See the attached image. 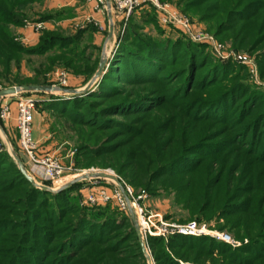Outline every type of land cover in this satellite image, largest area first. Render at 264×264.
Here are the masks:
<instances>
[{
  "label": "trees",
  "instance_id": "16d2710c",
  "mask_svg": "<svg viewBox=\"0 0 264 264\" xmlns=\"http://www.w3.org/2000/svg\"><path fill=\"white\" fill-rule=\"evenodd\" d=\"M41 1L0 0L2 70L23 55H39L75 73L88 71L93 24L72 35L43 29L30 47L14 40L11 27L23 25L25 10ZM206 2L201 18L215 20L219 40L262 48L257 61L264 78V0L192 4ZM67 13L49 11L39 20ZM142 15L155 20L145 10ZM130 16L96 89L45 107L65 115L89 162L114 167L147 192L172 189L206 218L220 213L232 226L247 216L245 224L258 222L264 212V88L246 83L244 66L211 58L204 44L145 35ZM74 191L73 185L55 193L38 188L1 151L0 264H148L129 216L111 205L80 209ZM145 246L154 264H254L264 259V231L237 248L208 235L178 234L148 236Z\"/></svg>",
  "mask_w": 264,
  "mask_h": 264
},
{
  "label": "rangeland",
  "instance_id": "374dc122",
  "mask_svg": "<svg viewBox=\"0 0 264 264\" xmlns=\"http://www.w3.org/2000/svg\"><path fill=\"white\" fill-rule=\"evenodd\" d=\"M43 1L44 0H42L41 2ZM162 1L168 2L171 5H173L179 12H181L183 15H185L190 19V21L194 24L197 30H201L204 33L212 35L215 38V40L224 44L227 50H234L249 54L253 58L257 66V73L255 75H251L248 72V69L245 65L232 61L231 63L244 66L246 73L245 76L246 83H248L254 88H264V78L260 74L259 64L257 61L258 55L261 52L262 48L249 50L247 48L248 46L237 47L236 45H234L231 38L223 39L222 41L219 40V38H217L214 35L215 20L212 17H205L204 19L201 18L205 6L208 5L209 2L194 6L192 4L193 0H162ZM41 2H37V3H41ZM32 7H36V6H33L32 4L30 7H28L25 10L26 19L29 22H34V20L31 19L33 18L32 17L33 13L30 9ZM143 10L147 11V13H152L155 16V20L154 21L148 20V17L143 18L144 16H146V15H142ZM120 16L121 15L114 18L113 36L110 39H108L107 36L109 33V27L111 23L109 24L108 22H106L104 24L105 29L101 32L98 30L97 26L94 25L93 23H89L85 25V27H87L90 24L91 25L93 24L96 27V29H94L92 32L93 33L100 32L102 35V37L100 38V40H98V43L96 44L92 42L93 38L92 37L90 38L91 44L86 49L87 53L85 56L87 57L86 60L88 61V66H89L88 71L75 73L71 68H66L64 65L60 64L57 60H54L53 63L51 64L46 56H39V55H23L22 59L19 61L18 64H14L13 62H11L10 68L7 72H5V70H2L3 68L0 65V90L9 87H17L21 85H34V83H30V82H40V85L55 86L54 91L52 90L29 91V92L21 91L14 94L3 96L2 100L3 102H7L9 105L12 104L14 107V113L16 114V103H15L16 98L20 96H33L35 98L40 99L36 102V107L33 114L32 131L35 130V133L37 134V136L35 134L34 139L37 140L40 148L43 151L53 153L55 156H57L64 164V166L67 167V170H66L65 178L62 180L64 182L63 185H61L56 190L51 189L52 187H55V184L52 181L41 180L37 178L36 180L40 181L44 186L49 188V189H45L40 187V189H45L52 193H55L59 190H62L64 188L73 185V187L75 188L73 195L77 197V202L80 209L81 207L82 208L89 207V209L90 207H93V206H85L81 204V199H82L81 189H83L84 186L88 185L90 183L89 181H95L98 179V178L95 179L93 178L89 180L88 176L91 177L95 176L94 174H99L100 176V173H104L106 170L113 171L124 181L131 184L133 188L136 190L144 188V186L141 183H138L139 185H136V183H133V181H131L130 177L125 176L124 174L118 172L112 166H102L100 164H94L92 162H89V160H87V158L82 154L83 152L80 151L77 145L78 142L77 136L74 130L72 129V127L70 126V124L67 123L65 115L63 116L59 112H56L55 110L52 109H47L45 107L46 103H51L58 99L67 100L75 97L76 95L83 94L86 90L85 91L82 90L94 76L96 70L98 69V65L101 59L106 60V65L105 68L103 69V74L107 71L111 60L116 54L122 34L124 33L126 27L129 26V17L131 16H129L125 22L121 20ZM132 16L134 17V21H131L130 24H132L134 27H136V29L139 32L145 35L154 38H167V37L177 38L179 36H185V34H183L178 28L162 26L159 23L157 19V14L155 13L152 7L145 6L140 9L138 8L132 13ZM262 20H264V15L259 17V21ZM18 27H24V24L21 26L11 27L15 41L19 42L22 46L25 47H30L37 43L36 42L33 45H27L25 41H23L20 38V35L17 32H15ZM78 29H82V28H75L73 25L69 24V26L65 27V29L61 28L60 26L59 27L55 26L53 29L50 30L59 31L65 35H72ZM37 33H39L40 35L41 31ZM81 47L82 46L80 45V49ZM205 51L210 55L211 58H214L216 60V58L213 56V54L207 48V46L205 47ZM216 61H218V59ZM83 62H80V64H82ZM220 62L222 63L223 61ZM44 67H46V69H44ZM118 69H120L119 73L120 72L124 73V71L127 70V66L126 64H121ZM62 70L67 73L66 84H60V82L58 81V77L56 75L57 71H62ZM102 75L89 88L90 91H94L96 89L97 84L100 81ZM71 90H77V91L74 92ZM115 117H117L118 119L120 118L118 116ZM8 119L9 117L5 121H7ZM5 121L1 122L0 126ZM14 123H15V117H14ZM4 128L5 131H7L6 130L7 127L5 126ZM11 138H12L11 142H12L13 151L12 153H9V155L12 157V159L15 162L16 160L14 156H17L22 161L25 169L27 170L28 168L27 163L29 162L18 146L17 143L18 134L17 131L15 130V127H14V131L11 132ZM242 158L246 160L247 162L246 164H249L247 158H245L244 156ZM260 165L262 164H258L257 166ZM235 175L236 176L239 175V171H237ZM148 194H149V198L147 204L149 205V208L152 211L161 212L165 218L167 217L166 219L178 223H188L190 221H197L199 224L205 225L207 228H209L212 231L226 232L231 236L233 240V243H227L232 248H237L244 244H247L249 241V237L257 236L259 235L260 232L264 231L263 210H262L261 220H259L258 222L251 221V223L245 224L244 222L245 218H246V222L249 221V217L247 216L243 218L241 217L238 225L232 226L230 222L229 224L227 223V218L220 215V213H217L214 217H211L210 219L206 218L205 214H203L201 211H196L195 213H193L189 209V207H186L182 202L178 201V198L174 190L172 189L156 187L154 189V192H148ZM255 202H256V206L254 207L255 209H258L257 206L258 201ZM262 207H263L262 209H264V206ZM110 209L116 211L113 207H110ZM118 216H122V215L118 213ZM131 223H133L136 229L135 223L133 221ZM208 236L216 239L217 241H220L216 237L210 235ZM145 249L147 251L146 256H147L148 264H154L151 253L148 251V248L146 246ZM257 263L264 264V259L262 260L260 259L259 261L256 260V262H254V264ZM204 264H211V262L209 260H205Z\"/></svg>",
  "mask_w": 264,
  "mask_h": 264
},
{
  "label": "built area",
  "instance_id": "2783aa9c",
  "mask_svg": "<svg viewBox=\"0 0 264 264\" xmlns=\"http://www.w3.org/2000/svg\"><path fill=\"white\" fill-rule=\"evenodd\" d=\"M89 1V0H84ZM94 9L105 12L108 15L107 22L113 25L114 18L119 15L122 21H126L131 13L145 6L152 7L157 14V19L162 26L178 28L192 42L205 44L213 56L223 62L232 61L243 64L251 75L257 73V66L253 58L245 53L227 50L225 45L215 40L207 33L197 30L188 17L179 12L173 5L162 0H94ZM110 16V18H109ZM93 23L98 30L103 31L104 24L96 21L92 16H87L81 22L73 24L75 28H83L86 24ZM110 24V25H111ZM25 27H32L40 32L46 28L44 21H24ZM60 84H66L67 73L57 71ZM0 99V123L5 121L10 114V106ZM40 100L33 96H20L16 98L15 127L18 134V146L28 159V162L41 169L43 179L52 181L56 190L63 185L67 167L53 153L43 151L32 134L33 114L36 102ZM12 153L13 147L8 139L0 137V152ZM104 176L94 174L88 176L89 180L98 178L81 189V204L85 206L111 205L120 213L131 218L134 216L140 238L145 246L148 236L161 237L167 240L172 235L200 236L210 235L226 243H233L231 236L223 231H212L197 221L178 223L166 219L161 212L152 211L147 204L149 194L144 189H134L129 183L116 175L113 171L106 170ZM33 177V176H32ZM34 178V177H33ZM37 187L43 184L37 181Z\"/></svg>",
  "mask_w": 264,
  "mask_h": 264
},
{
  "label": "crops",
  "instance_id": "0c3cea01",
  "mask_svg": "<svg viewBox=\"0 0 264 264\" xmlns=\"http://www.w3.org/2000/svg\"><path fill=\"white\" fill-rule=\"evenodd\" d=\"M30 8L33 13V18H31L34 21H39L40 16L44 12L49 11H55L58 9H65L67 12V15L60 19H46L42 20L45 22L47 29H53L56 27H61L65 29V27L69 26V24L73 25L76 22H81L84 20L87 16H92L96 21H98L101 24H105L108 20V15L100 10H95V2L94 0L84 1V0H44L41 3H35ZM34 8V9H33ZM35 10V11H34ZM74 22V23H73ZM20 38L25 41L27 45H33L38 41L39 33L34 32L32 27H18L16 31ZM90 36L93 38V43H98V40L102 37L100 32L93 33L92 31L88 32ZM10 106V114L9 119L2 123L0 126V137L8 139V141L12 145V138H11V132L14 131L15 123H14V107L13 105ZM4 125V126H3ZM7 127V131H5L4 127ZM13 129V130H12ZM16 130V127H15ZM8 132V133H7ZM33 137L35 138V130L32 131ZM37 136V134H36ZM26 163V162H25ZM28 164L27 171L30 175H32L35 179H43L42 171L40 168ZM27 167V166H26Z\"/></svg>",
  "mask_w": 264,
  "mask_h": 264
},
{
  "label": "water",
  "instance_id": "95a60500",
  "mask_svg": "<svg viewBox=\"0 0 264 264\" xmlns=\"http://www.w3.org/2000/svg\"><path fill=\"white\" fill-rule=\"evenodd\" d=\"M110 18V16H109ZM113 25H110L109 27V33L107 38L110 39L113 36ZM106 65V60L105 59H101V61L99 62L98 65V69L96 70L94 76L92 77V79L88 82V84L84 87V89L82 91L88 90L96 81L97 79L103 74V69L105 68ZM55 89V86H46V85H38V84H34V85H21V86H17V87H9L3 90H0V99L3 96L9 95V94H14L17 92H21V91H25V92H29V91H53ZM71 91H77V90H71ZM18 167L20 169V171L23 173V175L32 183L35 184L37 186V183L35 182L34 178L28 173V171L25 169L22 161L17 157L14 156ZM100 176H104L103 173H100ZM42 188L45 189H49L46 186H41ZM132 221L135 223V219L134 216H131ZM136 233L140 239V242L142 244L143 250L145 253H147L145 246L140 238V234H139V230L136 226Z\"/></svg>",
  "mask_w": 264,
  "mask_h": 264
},
{
  "label": "bare ground",
  "instance_id": "6f19581e",
  "mask_svg": "<svg viewBox=\"0 0 264 264\" xmlns=\"http://www.w3.org/2000/svg\"><path fill=\"white\" fill-rule=\"evenodd\" d=\"M54 90H55V89H54ZM54 90H53V91H54Z\"/></svg>",
  "mask_w": 264,
  "mask_h": 264
}]
</instances>
